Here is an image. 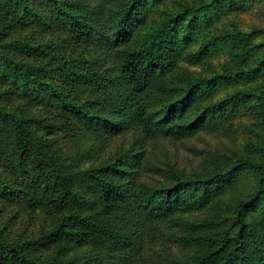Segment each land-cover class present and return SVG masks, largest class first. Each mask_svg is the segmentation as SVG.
Masks as SVG:
<instances>
[{"label": "trees", "instance_id": "16d2710c", "mask_svg": "<svg viewBox=\"0 0 264 264\" xmlns=\"http://www.w3.org/2000/svg\"><path fill=\"white\" fill-rule=\"evenodd\" d=\"M1 197L0 264H264V0H0Z\"/></svg>", "mask_w": 264, "mask_h": 264}, {"label": "rangeland", "instance_id": "374dc122", "mask_svg": "<svg viewBox=\"0 0 264 264\" xmlns=\"http://www.w3.org/2000/svg\"><path fill=\"white\" fill-rule=\"evenodd\" d=\"M244 19L245 23H251L254 20V16L247 13ZM127 138L129 139V136ZM223 145V141L215 139L208 134L201 133L194 138L180 142L163 140L159 143L157 149L163 154H168L179 167L189 171L197 166L201 151ZM65 149L67 150V148ZM32 174L33 172L28 178L11 176L9 179L15 180L17 183L23 181L28 186L31 184L29 180ZM25 204V201L19 197L0 198V236L6 238L10 243L23 241L26 237H34L40 225L49 227L52 224L51 219H47L46 217L48 215L39 209H30ZM34 252L39 258L44 257L45 260H49L56 252V248L54 245H43L41 247H35Z\"/></svg>", "mask_w": 264, "mask_h": 264}]
</instances>
